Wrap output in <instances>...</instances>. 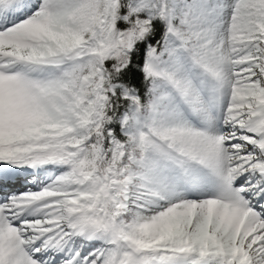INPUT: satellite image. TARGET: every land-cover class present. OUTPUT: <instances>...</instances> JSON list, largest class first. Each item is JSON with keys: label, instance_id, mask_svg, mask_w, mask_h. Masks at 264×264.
I'll return each instance as SVG.
<instances>
[{"label": "snow or ice", "instance_id": "snow-or-ice-1", "mask_svg": "<svg viewBox=\"0 0 264 264\" xmlns=\"http://www.w3.org/2000/svg\"><path fill=\"white\" fill-rule=\"evenodd\" d=\"M0 264H264V0H0Z\"/></svg>", "mask_w": 264, "mask_h": 264}]
</instances>
